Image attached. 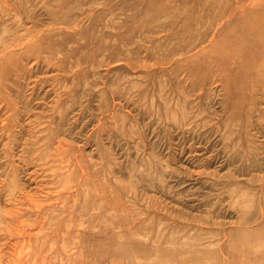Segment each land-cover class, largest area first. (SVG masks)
I'll use <instances>...</instances> for the list:
<instances>
[{"label": "rangeland", "instance_id": "374dc122", "mask_svg": "<svg viewBox=\"0 0 264 264\" xmlns=\"http://www.w3.org/2000/svg\"><path fill=\"white\" fill-rule=\"evenodd\" d=\"M0 264H264V0H0Z\"/></svg>", "mask_w": 264, "mask_h": 264}, {"label": "bare ground", "instance_id": "6f19581e", "mask_svg": "<svg viewBox=\"0 0 264 264\" xmlns=\"http://www.w3.org/2000/svg\"><path fill=\"white\" fill-rule=\"evenodd\" d=\"M215 28H216V26H215ZM211 35H212V34H211ZM237 38H238V37H237ZM195 44H196V43H195ZM201 45H202V44H201ZM182 53H183V52H182ZM85 83H86V82H85ZM68 88H69V87H68ZM68 88H67V89H68ZM83 89H84V88H83ZM206 125H207V124H206ZM185 128H186V127H185Z\"/></svg>", "mask_w": 264, "mask_h": 264}]
</instances>
